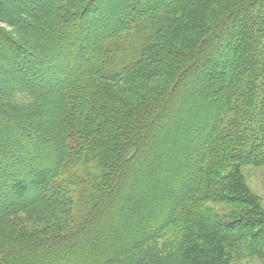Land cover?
I'll return each instance as SVG.
<instances>
[{
  "label": "trees",
  "instance_id": "1",
  "mask_svg": "<svg viewBox=\"0 0 264 264\" xmlns=\"http://www.w3.org/2000/svg\"><path fill=\"white\" fill-rule=\"evenodd\" d=\"M263 165L264 0H0V264L264 263Z\"/></svg>",
  "mask_w": 264,
  "mask_h": 264
},
{
  "label": "rangeland",
  "instance_id": "2",
  "mask_svg": "<svg viewBox=\"0 0 264 264\" xmlns=\"http://www.w3.org/2000/svg\"><path fill=\"white\" fill-rule=\"evenodd\" d=\"M131 36H132L131 44L136 45L138 40V35L134 34ZM81 172H83L84 174L83 179H85V183L78 188V195H79L78 200L80 202H83V198L87 200L92 195L93 184H95L94 178L96 174H98V172L94 168H89L86 170L82 168ZM244 172L253 191L259 196H261L264 201V165L256 168L246 166ZM81 204L82 203H78V206H80ZM81 209L82 207L80 206L79 210ZM235 264H264V263L256 259L246 258L243 259L241 262H236Z\"/></svg>",
  "mask_w": 264,
  "mask_h": 264
}]
</instances>
